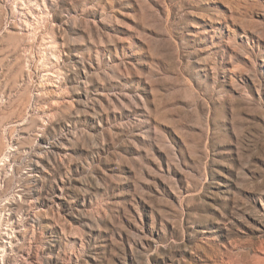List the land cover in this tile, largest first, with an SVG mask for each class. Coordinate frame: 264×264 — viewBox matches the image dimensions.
<instances>
[{
  "label": "rangeland",
  "instance_id": "1",
  "mask_svg": "<svg viewBox=\"0 0 264 264\" xmlns=\"http://www.w3.org/2000/svg\"><path fill=\"white\" fill-rule=\"evenodd\" d=\"M0 264H264V0H0Z\"/></svg>",
  "mask_w": 264,
  "mask_h": 264
}]
</instances>
